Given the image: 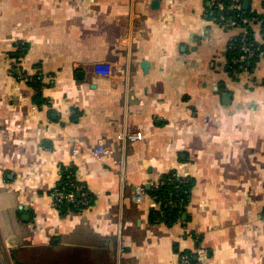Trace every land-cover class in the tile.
Returning <instances> with one entry per match:
<instances>
[{
  "label": "crops",
  "instance_id": "0c3cea01",
  "mask_svg": "<svg viewBox=\"0 0 264 264\" xmlns=\"http://www.w3.org/2000/svg\"><path fill=\"white\" fill-rule=\"evenodd\" d=\"M152 1L0 0V264H180L197 248L264 264L262 23L253 69L232 76L240 30L210 0ZM69 167L92 196L79 210L51 196ZM171 171L192 185L167 224L132 194Z\"/></svg>",
  "mask_w": 264,
  "mask_h": 264
},
{
  "label": "built area",
  "instance_id": "2783aa9c",
  "mask_svg": "<svg viewBox=\"0 0 264 264\" xmlns=\"http://www.w3.org/2000/svg\"><path fill=\"white\" fill-rule=\"evenodd\" d=\"M211 7L214 11L215 21H219L224 26H233L239 28V34L230 38L226 50L229 54L228 56V68L232 76L237 74L252 70V60L256 56L260 45L257 40L254 38L251 24L255 21L264 23V15L262 18L256 16H250L245 14L242 10V0H210ZM111 68L106 64H97L95 65V72L100 75H105L110 73ZM125 137L128 140H138L142 138V133L140 131L133 133H126ZM72 152L77 154L79 150L77 148H72ZM92 154L99 156L103 153H107L106 147L102 144H96L91 148ZM176 176L182 177L180 181H183L184 176H180L175 172ZM63 173H61V178ZM67 179L62 181V184L58 183L51 191V196L53 203L56 207L60 206L62 202L71 203L73 206L78 207H87L92 203V197L87 187L79 181L76 177L75 171H70L67 175ZM175 176V178H176ZM60 178V180H61ZM162 183V180L155 183L154 186H158ZM178 188H175L172 193H177ZM148 194L146 193L143 186H135L132 194V200L135 203L143 202ZM153 201V205L156 210L162 215L161 212V201L155 200L156 196H150ZM168 203L175 205L171 200H167ZM196 261L200 264H204V255L205 251L201 248H197L196 251ZM180 264H189V258L187 254L181 252L179 254Z\"/></svg>",
  "mask_w": 264,
  "mask_h": 264
},
{
  "label": "trees",
  "instance_id": "16d2710c",
  "mask_svg": "<svg viewBox=\"0 0 264 264\" xmlns=\"http://www.w3.org/2000/svg\"><path fill=\"white\" fill-rule=\"evenodd\" d=\"M242 10L245 14H248L250 16H256L254 13L250 12L248 9H244L242 7ZM258 18H262V16H256ZM262 27L264 28V23H262ZM18 48L21 49H17L15 51V55L12 53L13 56H20L23 55V53L26 51V44L25 43H19ZM260 50V48H259ZM258 50V52H259ZM257 52V54H258ZM227 53V57L229 56L230 52ZM256 56L254 57V59L252 60V68L254 67L255 64V60H256ZM227 67H228V63H227ZM229 71V68H228ZM70 171H74L73 167H69V168H63L62 169V173H63V177L61 178V180L59 181V185L62 184V181L67 179V174ZM176 174L174 171H171L169 173H167L163 178H162V183H160L158 186H154L152 185L146 192L151 196H156L155 200H159L161 201V212L162 215L157 211L154 210L153 211V215L152 217H154L155 215L160 218L161 220H163L164 222H166L167 224H171L174 221H176L177 219L182 218L183 214H184V210H185V205L188 202L189 199V195H190V189H191V185H192V181L189 177H185L183 178V181H180L182 177H177L175 178ZM175 188H178L177 193H172L171 196H169V194L175 190ZM91 196V193H90ZM92 197V196H91ZM168 199H171L175 205H172L170 203L167 202ZM58 208H60L61 210H65V209H74V210H79L81 208H83L82 206H78L75 207L73 206L71 203L68 202H62L60 206H58ZM184 254L188 255L189 258V264H200L199 262L196 261V252L193 251H184Z\"/></svg>",
  "mask_w": 264,
  "mask_h": 264
},
{
  "label": "water",
  "instance_id": "95a60500",
  "mask_svg": "<svg viewBox=\"0 0 264 264\" xmlns=\"http://www.w3.org/2000/svg\"><path fill=\"white\" fill-rule=\"evenodd\" d=\"M243 3H244V4H243V8L246 9L247 6H248L249 0H244ZM151 5H152L153 7H157V6H158V0H153ZM142 65H143V67H145V66H146V63L144 62Z\"/></svg>",
  "mask_w": 264,
  "mask_h": 264
}]
</instances>
